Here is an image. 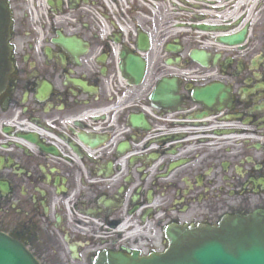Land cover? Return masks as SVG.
I'll return each mask as SVG.
<instances>
[{"label": "flooded vegetation", "instance_id": "flooded-vegetation-1", "mask_svg": "<svg viewBox=\"0 0 264 264\" xmlns=\"http://www.w3.org/2000/svg\"><path fill=\"white\" fill-rule=\"evenodd\" d=\"M6 1L14 69L0 95V231L41 264H94L103 251L157 250L171 224L217 225L225 216L264 210V1L250 20L248 42L213 51L209 67L195 71L197 84L220 81L230 89L227 108L211 122L234 121L233 137L193 120L207 109L193 100L188 82L181 88L183 112L169 120L147 115L149 131L129 128L146 105L163 113L148 99L153 85L115 78L116 55H142L133 30L144 26L150 43L143 55L156 75L163 69L175 37L170 20L140 17L152 2ZM112 4L128 34L114 33ZM60 39L83 45L68 48ZM195 40L190 35L184 46L186 66L195 65L187 52ZM98 124L106 144L95 148L81 135H93ZM155 125L184 130L167 134Z\"/></svg>", "mask_w": 264, "mask_h": 264}, {"label": "water", "instance_id": "water-1", "mask_svg": "<svg viewBox=\"0 0 264 264\" xmlns=\"http://www.w3.org/2000/svg\"><path fill=\"white\" fill-rule=\"evenodd\" d=\"M9 19L8 10L0 0V59L5 58V36ZM241 36L220 38L230 44L242 40ZM194 52L193 57H202ZM134 61V58H131ZM140 63L136 70L129 65L128 71L140 78ZM3 67V64L0 63ZM173 81L169 84L173 85ZM166 79L160 84L167 89ZM160 92H164L161 90ZM170 95L165 92L162 100ZM171 245L164 254L150 256L139 262L115 254L105 259L106 264H264V218H235L225 221L220 228L200 227L192 229H171L168 231ZM0 264H37L34 258L17 241L0 233Z\"/></svg>", "mask_w": 264, "mask_h": 264}, {"label": "bare ground", "instance_id": "bare-ground-1", "mask_svg": "<svg viewBox=\"0 0 264 264\" xmlns=\"http://www.w3.org/2000/svg\"><path fill=\"white\" fill-rule=\"evenodd\" d=\"M201 126H203V125H201ZM225 136H226V134H224Z\"/></svg>", "mask_w": 264, "mask_h": 264}]
</instances>
